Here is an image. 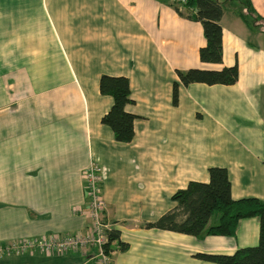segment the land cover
I'll list each match as a JSON object with an SVG mask.
<instances>
[{
    "label": "crops",
    "instance_id": "1",
    "mask_svg": "<svg viewBox=\"0 0 264 264\" xmlns=\"http://www.w3.org/2000/svg\"><path fill=\"white\" fill-rule=\"evenodd\" d=\"M217 1L220 63L198 59L201 25L170 0H0V244L83 232L82 172L92 164L101 168L102 218L118 231L109 264H215L193 255L256 243L255 217L240 219L231 237L144 225L170 211L188 181L206 182L211 166L226 169L233 199L264 200V33L236 15L241 0ZM250 3L264 16V0ZM233 63L234 83H179L172 104L176 70ZM101 74L128 79L129 142L100 122L112 102L98 91ZM93 252L0 263L96 264Z\"/></svg>",
    "mask_w": 264,
    "mask_h": 264
},
{
    "label": "trees",
    "instance_id": "2",
    "mask_svg": "<svg viewBox=\"0 0 264 264\" xmlns=\"http://www.w3.org/2000/svg\"><path fill=\"white\" fill-rule=\"evenodd\" d=\"M241 9L236 15L247 26L254 21L260 32L264 33V16L258 15L250 0H241ZM177 13L187 19L198 21L201 25L204 44L198 48V59L206 63H220L222 60L220 17L223 6L217 0H185L182 10L172 2ZM178 81L171 85V102L177 101L178 84L192 82L205 84H232L238 77L236 63L218 69L188 68L176 70ZM98 91L111 97V105L101 116L100 122L108 126L113 139L129 142L133 137L134 115L125 110L130 102L128 79L122 75L101 74L98 78ZM264 157V121L262 123ZM206 182L188 181L183 188L171 194L174 206L170 211L145 223L146 227L169 230L202 238L208 235L233 236L240 219L255 217L258 222L257 241L252 246L236 248L232 254L195 253L193 257L215 264H264V200L254 196L233 199L230 196V182L223 167L211 166L207 169ZM216 216L215 220L212 218ZM211 221V222H210ZM105 248L118 238V231L110 229ZM109 248V247H108ZM126 244L118 242V249L124 250Z\"/></svg>",
    "mask_w": 264,
    "mask_h": 264
},
{
    "label": "built area",
    "instance_id": "3",
    "mask_svg": "<svg viewBox=\"0 0 264 264\" xmlns=\"http://www.w3.org/2000/svg\"><path fill=\"white\" fill-rule=\"evenodd\" d=\"M180 9L185 0H170ZM86 197V228L81 233L56 235L48 234L38 238H25L0 244V257L6 255L21 256L38 252L46 256L60 255L66 251L93 249L96 264H109L111 250L105 248L107 234L111 227L102 218L105 207L100 190L101 168L90 165L82 172Z\"/></svg>",
    "mask_w": 264,
    "mask_h": 264
},
{
    "label": "rangeland",
    "instance_id": "4",
    "mask_svg": "<svg viewBox=\"0 0 264 264\" xmlns=\"http://www.w3.org/2000/svg\"><path fill=\"white\" fill-rule=\"evenodd\" d=\"M237 8V10H240L241 9V7L239 6V7H236ZM252 26H255V27H257V25L256 24H253ZM263 200V199H262ZM215 218H216V216H214V218H212V221L213 220H215ZM211 222V221H210ZM0 264H2V263H0Z\"/></svg>",
    "mask_w": 264,
    "mask_h": 264
}]
</instances>
